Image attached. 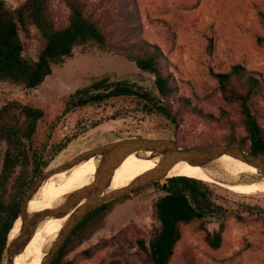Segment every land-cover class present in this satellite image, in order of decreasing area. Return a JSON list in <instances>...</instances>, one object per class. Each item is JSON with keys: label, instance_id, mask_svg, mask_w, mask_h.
<instances>
[{"label": "trees", "instance_id": "16d2710c", "mask_svg": "<svg viewBox=\"0 0 264 264\" xmlns=\"http://www.w3.org/2000/svg\"><path fill=\"white\" fill-rule=\"evenodd\" d=\"M52 1L25 0L10 9L0 0V83L35 90L52 74L54 67H63L76 50L122 56L132 62L139 73L152 76L151 87L141 86L128 78L108 75L93 78L68 94L60 117L113 100H130L135 103L133 109L138 115L155 118L156 127L160 125L163 130H179L185 118L194 120L195 124L202 122L208 131L200 146L237 145L249 154L264 156V109L259 104L264 100V90L259 73L249 72L236 64L228 72L213 75L217 85L210 96L209 93L202 97L178 95L179 86L169 72V63L161 47L142 38V17L136 0H59L68 10L66 22L61 25L55 22ZM261 19L264 21L263 15ZM165 32V40L172 41L171 30L165 28ZM29 47L34 48L33 56L28 54ZM208 48L210 52L211 39ZM217 94L229 109L217 115L204 113L202 103L209 102ZM123 112L100 118L90 124L91 128L115 120ZM43 116L42 109L14 100L0 106V264L5 262L6 244L18 221L24 195L53 157L71 142V138H64L53 145L48 154V141L34 146L33 137ZM55 125L50 127L51 131ZM177 145L181 147L179 140ZM149 186L163 194L152 203L153 224L146 235L134 234L135 244L145 256V264L174 262L181 226H192L201 232L204 243L214 251L221 247L228 218L242 224L264 226V208L244 204V215L242 211L225 208L215 201L214 188L200 180L179 176ZM128 196L91 210L51 264H79L95 257L114 240L127 236L132 229L137 232L132 225L124 227L110 239H101L73 259L68 258L103 227L113 206ZM251 211L256 213L249 219ZM210 223L217 224L218 228L210 231L207 227ZM176 264H198V260L194 251L185 247Z\"/></svg>", "mask_w": 264, "mask_h": 264}, {"label": "rangeland", "instance_id": "374dc122", "mask_svg": "<svg viewBox=\"0 0 264 264\" xmlns=\"http://www.w3.org/2000/svg\"><path fill=\"white\" fill-rule=\"evenodd\" d=\"M4 1L8 8L14 9L25 0ZM136 1L142 17V38L161 47L169 63V72L179 86L178 95L202 97L209 93L210 96L217 85L213 75L228 72L236 64L249 72L259 73L264 90V21L261 19V15L264 16V0ZM51 11L57 24L66 22L68 10L59 0L51 2ZM165 28L173 33L172 41L165 40ZM209 39L212 40L210 52ZM28 54H35L33 47H29ZM104 75L128 78L148 88L152 85V76L139 73L135 65L122 56L95 51L81 53L78 50L63 67H54L52 74L35 90L0 83V106L14 100L43 110L44 116L38 122L33 137L34 146L48 141V154L53 145L66 137L71 138V142L53 157L44 171L66 163L84 151L127 138L173 139L176 143L179 140L181 147L177 146L180 148L200 146L208 131L202 122L195 124L194 120L185 118L179 130H163L160 125V128L156 127L155 118L138 115L133 109L135 103L130 100H113L60 117L68 94L90 83L93 78ZM259 104L264 109V100H260ZM202 109L204 113L217 115L229 107L217 94L209 102H203ZM117 111H124L123 115L91 128L92 122ZM53 124L56 125L51 131ZM54 181L39 190L36 198ZM158 182L162 184L164 181ZM210 185L217 195L215 201L225 208L242 211L243 215L244 204L264 208L263 193L240 195ZM139 189L117 202L106 216L103 227L68 258L73 259L101 239H110L122 228L132 225L137 232L132 229L127 236L114 240L95 257L79 264H145V256L137 248L134 234L146 235L153 224L152 203L163 193L149 185ZM255 213L251 211L249 219ZM207 227L210 231L218 228L215 223ZM180 231L181 239L172 264H176L178 255L185 247L194 251L198 264H264V226L260 223L242 224L232 217L228 218L221 247L216 251L204 243L202 233L194 227L181 226Z\"/></svg>", "mask_w": 264, "mask_h": 264}, {"label": "water", "instance_id": "95a60500", "mask_svg": "<svg viewBox=\"0 0 264 264\" xmlns=\"http://www.w3.org/2000/svg\"><path fill=\"white\" fill-rule=\"evenodd\" d=\"M147 153H149V160L158 159L154 169L137 177L124 188L108 190L114 170L126 157L131 154ZM224 154L256 169L257 175H245L241 178L242 182H262L264 180V156L249 154L237 145L211 144L208 146L180 148L173 139L134 137L84 151L66 163L44 171L24 195L17 218V220H20L19 231L12 240L8 239L7 241L4 264H14L16 255L24 250L31 236L45 219H62L68 216L56 239L46 247L44 257L40 263L51 264L71 233L91 210L109 201L131 194L133 191L150 183L172 178L168 177L170 170L182 162L191 166H197L207 172L208 166L212 161ZM91 158L97 161V168L94 180L89 186L71 192L52 209L35 214L28 213L30 199L46 180L55 174L68 171ZM212 177L217 181L221 180L222 183H234L238 180V178L232 179L228 176H222L221 172L220 174L218 172L214 173Z\"/></svg>", "mask_w": 264, "mask_h": 264}, {"label": "bare ground", "instance_id": "6f19581e", "mask_svg": "<svg viewBox=\"0 0 264 264\" xmlns=\"http://www.w3.org/2000/svg\"><path fill=\"white\" fill-rule=\"evenodd\" d=\"M147 154H131L114 170L108 190H117L126 187L134 179L142 174L154 169L158 159L149 160ZM97 161L91 158L68 171H64L51 176L46 180L39 190L48 186L55 180L40 196L36 194L28 203V213L35 214L41 211L56 207L64 197L71 192L89 186L96 175ZM218 172L222 176H228L238 180L234 183H222L215 180L212 176ZM63 175V176H62ZM245 175H257L256 169L245 163L229 156L221 155L208 166V171H204L197 166L187 163L175 165L169 172L168 177H187L200 180L208 184H214L233 193L240 195L264 194V180L262 182H242L241 178ZM166 181V180H165ZM247 181V180H245ZM68 217V216H67ZM67 217L62 219L47 218L40 223L37 230L31 236L24 250L16 255L14 264H40L44 257L46 247L56 239ZM20 220L13 226L9 240H12L19 231Z\"/></svg>", "mask_w": 264, "mask_h": 264}]
</instances>
